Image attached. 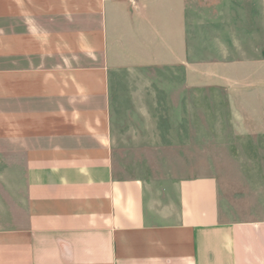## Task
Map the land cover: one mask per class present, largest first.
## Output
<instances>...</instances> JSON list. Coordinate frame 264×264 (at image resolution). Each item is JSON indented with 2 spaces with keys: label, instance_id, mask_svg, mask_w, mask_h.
<instances>
[{
  "label": "crops",
  "instance_id": "1",
  "mask_svg": "<svg viewBox=\"0 0 264 264\" xmlns=\"http://www.w3.org/2000/svg\"><path fill=\"white\" fill-rule=\"evenodd\" d=\"M125 92L181 129L222 95L264 154V0H0V264H264V204L232 220L216 175L119 173Z\"/></svg>",
  "mask_w": 264,
  "mask_h": 264
},
{
  "label": "rangeland",
  "instance_id": "2",
  "mask_svg": "<svg viewBox=\"0 0 264 264\" xmlns=\"http://www.w3.org/2000/svg\"><path fill=\"white\" fill-rule=\"evenodd\" d=\"M142 73L158 79V88L167 78L164 71L157 69ZM157 94V98H152L156 104L154 109L150 105V113L138 107L135 98L127 96L128 92L121 97V104L114 112L113 131L119 173L126 177L138 176L150 183L216 175L224 183L223 206L232 220L247 217L263 206L264 154L255 152L249 137L242 139L235 135L228 110L222 103L223 96L215 101L214 108L208 102L207 114L201 109L194 110L195 123L181 129L170 118L166 95ZM141 98L148 103V95ZM207 115L210 123L202 124Z\"/></svg>",
  "mask_w": 264,
  "mask_h": 264
}]
</instances>
